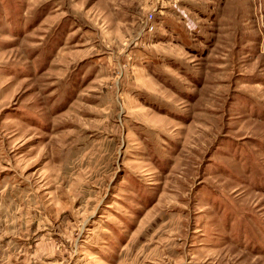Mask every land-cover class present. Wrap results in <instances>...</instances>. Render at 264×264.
I'll return each mask as SVG.
<instances>
[{
    "label": "rangeland",
    "instance_id": "obj_1",
    "mask_svg": "<svg viewBox=\"0 0 264 264\" xmlns=\"http://www.w3.org/2000/svg\"><path fill=\"white\" fill-rule=\"evenodd\" d=\"M197 1L0 0V264H264V0Z\"/></svg>",
    "mask_w": 264,
    "mask_h": 264
},
{
    "label": "crops",
    "instance_id": "obj_2",
    "mask_svg": "<svg viewBox=\"0 0 264 264\" xmlns=\"http://www.w3.org/2000/svg\"><path fill=\"white\" fill-rule=\"evenodd\" d=\"M194 1L197 2V3H195V4H199V3H200V2L197 1V0H194ZM186 25H187V24H186ZM186 25H185V26H186ZM174 27H175V30L178 29V30H176V32L179 33V36H180V37H182V36H183V31L180 30V27H178V26H174Z\"/></svg>",
    "mask_w": 264,
    "mask_h": 264
}]
</instances>
